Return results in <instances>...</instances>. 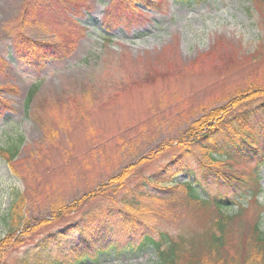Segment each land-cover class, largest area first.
<instances>
[{
  "label": "rangeland",
  "instance_id": "rangeland-1",
  "mask_svg": "<svg viewBox=\"0 0 264 264\" xmlns=\"http://www.w3.org/2000/svg\"><path fill=\"white\" fill-rule=\"evenodd\" d=\"M140 1L138 11L119 20L114 6L119 0H86L88 9L82 7L76 16L65 12V17L56 0L48 2L53 12L39 3L31 8L27 0H0V100L6 104L0 110V148L22 146L18 161L0 155V255L7 264H22L57 228L55 222L39 228L43 219L51 221L56 203L79 198L126 159L147 155L165 139L178 140L202 105L231 107L228 101L237 99V91L249 83L264 84L263 4L257 10L250 0ZM20 32L22 41L52 44V52L74 49L46 62L23 52L22 61L13 40ZM218 39L234 47L217 50ZM251 54L262 58L242 60ZM36 85L37 98L27 110ZM176 153L166 150L142 175H155ZM231 166L234 172L243 170L245 179L250 176L247 163ZM262 169L258 200L264 205ZM218 190L198 191L207 199ZM238 192L245 197L246 192ZM16 199L23 201L30 225L9 231L4 220ZM247 200L240 201L256 216ZM191 209L179 204L180 219L168 227L172 233L194 229L196 217L207 213ZM261 224L264 232V211ZM104 259L103 264L149 263L147 256L125 254Z\"/></svg>",
  "mask_w": 264,
  "mask_h": 264
},
{
  "label": "trees",
  "instance_id": "trees-1",
  "mask_svg": "<svg viewBox=\"0 0 264 264\" xmlns=\"http://www.w3.org/2000/svg\"><path fill=\"white\" fill-rule=\"evenodd\" d=\"M50 1L36 0L35 3H39L43 11L53 12L54 7L48 3ZM175 1L184 5L206 0ZM30 2L32 0H27V6ZM56 2L62 5L63 8L59 7L64 17L65 12L76 16L82 7H90L87 2L86 6H82L83 0ZM140 2L119 0L114 3L118 19L138 11L136 4ZM250 2L257 10H260V4L264 6V0ZM35 3L32 2L31 8ZM16 37L13 39L15 51L22 61L23 52L28 57L42 59L43 56L46 62L47 58H59L57 56L62 52V57H65L74 49L69 47L67 52H52V44H36L26 38L22 41L24 36L21 32ZM218 41L221 45L216 47L217 50H228V45L234 47L230 41ZM109 42L108 39L104 41L105 44ZM214 49H211L213 53ZM162 57L159 55L154 59ZM259 57L264 59V56L251 54L242 60L248 58L251 61ZM38 91L36 85L29 92L27 110L32 107ZM234 96L236 100L228 101L233 102L231 107L227 106L228 103L210 108L202 105L200 116L190 123L178 140L165 139L147 155L126 159L117 172L109 174L94 187L84 189L79 198L71 203H56L51 221L43 219L39 228L53 222L58 223L57 228L35 244L22 264H103L104 258L112 254L118 258L123 254L132 258L147 256L148 264H264L261 224L264 205L257 200L262 193L260 173L264 167V84L249 83L246 90L237 91ZM5 105L0 100V110ZM238 108L241 111L235 113ZM21 147L0 148V155H6L10 162L18 161ZM169 149L178 153L155 175H142L144 167ZM236 162L247 163L250 176L245 179L243 170L239 171L240 174L234 172L231 163ZM181 176L184 179L177 182ZM214 188H219L217 195L207 199L198 191L200 189L207 194ZM238 191L246 192L245 197L240 196ZM244 198H248L251 209L258 213L256 216L248 214V209L241 203ZM20 200H15L4 220L9 231H17L20 224L30 225L22 210L24 203ZM181 202L191 210L201 208L207 213L205 217H196L199 225L194 229L184 228L181 233L175 234L168 227L173 220L180 219L176 210ZM2 258L0 255V264H7Z\"/></svg>",
  "mask_w": 264,
  "mask_h": 264
}]
</instances>
